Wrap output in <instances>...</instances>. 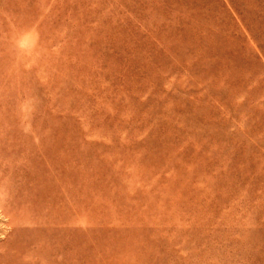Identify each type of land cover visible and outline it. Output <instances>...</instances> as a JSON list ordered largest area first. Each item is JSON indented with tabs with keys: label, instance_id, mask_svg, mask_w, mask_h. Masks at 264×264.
Here are the masks:
<instances>
[{
	"label": "rangeland",
	"instance_id": "1",
	"mask_svg": "<svg viewBox=\"0 0 264 264\" xmlns=\"http://www.w3.org/2000/svg\"><path fill=\"white\" fill-rule=\"evenodd\" d=\"M0 148L65 264H264V0H0Z\"/></svg>",
	"mask_w": 264,
	"mask_h": 264
},
{
	"label": "bare ground",
	"instance_id": "2",
	"mask_svg": "<svg viewBox=\"0 0 264 264\" xmlns=\"http://www.w3.org/2000/svg\"><path fill=\"white\" fill-rule=\"evenodd\" d=\"M19 174H21V173H19ZM5 179H6V177H5ZM7 180H9V178ZM0 187H1V185H0ZM43 205L48 210L47 212L40 214L41 217L39 216V218L41 219V222L43 224V226H41V227H43V229L38 228L40 225L37 226V225H35V222H33V217L35 215L34 211L33 210L30 211V208L26 209V207H24L22 205L17 207V209L14 208L13 210L11 208H8L6 205L5 206L0 205V221L3 222L2 223L3 225L2 224L1 225L3 226L4 229L9 230L11 233H13V232L17 233L18 240H17L16 246L21 245L23 243L22 247L24 250H26L25 261H28L31 259H36L38 262H41V263L42 262L45 263V261H46L47 263H45V264H65L68 256L74 257L76 255V251H75L74 246H73L74 245L73 239L70 240L72 246L70 247V245H69L67 247L65 245L66 244L65 242L67 240H65L62 237H61V239L55 237V235H54L55 233L52 232V230H51V226L53 224L48 223V220L50 218L52 219V217L56 215V212L55 211L52 212V210L48 207L49 204H47L46 201L44 202ZM59 219L60 218L57 219V223H56L54 228H56V226L59 225ZM73 224H74V222L71 223V225H73ZM173 228L174 227L170 223V221L165 222V224L163 222V224L152 227L151 232H152V234L157 235V236L160 234L175 235L176 232ZM6 234H8V233H6ZM180 235H181V233H180ZM67 236L69 237V235H67ZM70 241L68 242L69 244H70ZM75 247H76V245H75ZM71 264H76V263L72 262Z\"/></svg>",
	"mask_w": 264,
	"mask_h": 264
}]
</instances>
